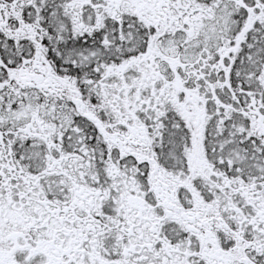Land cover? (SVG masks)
Returning <instances> with one entry per match:
<instances>
[{
    "label": "snow or ice",
    "instance_id": "obj_1",
    "mask_svg": "<svg viewBox=\"0 0 264 264\" xmlns=\"http://www.w3.org/2000/svg\"><path fill=\"white\" fill-rule=\"evenodd\" d=\"M0 264H264V0H0Z\"/></svg>",
    "mask_w": 264,
    "mask_h": 264
}]
</instances>
